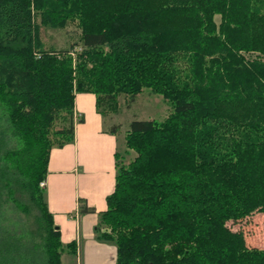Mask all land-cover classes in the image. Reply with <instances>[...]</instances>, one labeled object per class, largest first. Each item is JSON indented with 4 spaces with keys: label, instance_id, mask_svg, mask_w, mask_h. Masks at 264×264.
Returning a JSON list of instances; mask_svg holds the SVG:
<instances>
[{
    "label": "trees",
    "instance_id": "1",
    "mask_svg": "<svg viewBox=\"0 0 264 264\" xmlns=\"http://www.w3.org/2000/svg\"><path fill=\"white\" fill-rule=\"evenodd\" d=\"M70 22L79 41L46 47L42 29ZM146 88L173 111L130 122L97 237L116 264H264L231 227L264 212V0H0V203L35 217L33 249L0 205V264L76 254L46 199L51 152L74 141L77 92L107 116Z\"/></svg>",
    "mask_w": 264,
    "mask_h": 264
},
{
    "label": "crops",
    "instance_id": "2",
    "mask_svg": "<svg viewBox=\"0 0 264 264\" xmlns=\"http://www.w3.org/2000/svg\"><path fill=\"white\" fill-rule=\"evenodd\" d=\"M74 117V141L51 152L46 199L62 241L77 242L76 254L64 252L70 264H116V244L100 240L96 228L115 188V153L126 149V132L111 130L107 119L112 118L98 111L92 92L76 93ZM81 201L94 211L81 212Z\"/></svg>",
    "mask_w": 264,
    "mask_h": 264
},
{
    "label": "rangeland",
    "instance_id": "3",
    "mask_svg": "<svg viewBox=\"0 0 264 264\" xmlns=\"http://www.w3.org/2000/svg\"><path fill=\"white\" fill-rule=\"evenodd\" d=\"M216 20L218 22L220 21L219 15L216 16ZM80 33L81 29L77 22H70L64 28L44 27L42 29V39L46 47L62 50L69 48L72 43L79 41ZM77 48H79V46H77ZM119 102V111L107 115L112 118L107 119V122L108 124L111 123L118 126V132L122 134L127 131L130 122L134 119L155 118L161 120L173 111L170 101L165 99L161 94L153 93L148 88L133 100H131L128 95L123 94L119 98ZM1 114L3 116L4 112L0 107V116ZM1 122L5 125L7 132H10L9 128H11V126L5 115L2 117ZM9 138L11 139V144L15 143L17 140L14 136ZM135 155L136 153L133 151L126 154V158L129 160ZM0 205L2 223L6 224L14 234L23 237L26 245L32 244L34 249V235L30 234L34 231L35 227L34 207L28 204L30 212L27 213L20 210L10 199L1 202ZM231 227L244 232L246 242L250 247H264V212L256 211L240 221H236L233 224L231 223ZM67 258V254L64 253V263L70 264Z\"/></svg>",
    "mask_w": 264,
    "mask_h": 264
},
{
    "label": "built area",
    "instance_id": "4",
    "mask_svg": "<svg viewBox=\"0 0 264 264\" xmlns=\"http://www.w3.org/2000/svg\"><path fill=\"white\" fill-rule=\"evenodd\" d=\"M41 185L44 186V185H45V181H42V182H41Z\"/></svg>",
    "mask_w": 264,
    "mask_h": 264
}]
</instances>
